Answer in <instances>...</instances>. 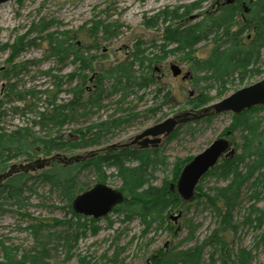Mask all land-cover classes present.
I'll return each mask as SVG.
<instances>
[{
    "label": "rangeland",
    "instance_id": "rangeland-1",
    "mask_svg": "<svg viewBox=\"0 0 264 264\" xmlns=\"http://www.w3.org/2000/svg\"><path fill=\"white\" fill-rule=\"evenodd\" d=\"M213 2L214 0H9L1 3L0 43L9 45L6 46V50L0 51V127L7 132L18 127H28L36 132V135L43 136L60 133L75 144V147L72 145L69 151L64 153L71 156L123 140L174 113L188 110L190 106L186 105V98L199 92L200 89L196 85L201 90L203 88L206 90L205 94L208 96L206 104H211L259 80L263 76L260 72L264 69L263 49L256 61L251 59L248 67L251 71L246 75L240 76L238 72H232L222 79L215 78L210 70L192 69V62L182 60L180 51L170 52L175 43L163 38L164 26L167 23L161 20L164 18L162 13L177 7L181 11L187 4L197 3L199 7L195 12H205ZM235 21V23L233 20L231 22V33L237 30L235 25L239 23L238 14L235 16ZM98 23L102 25L103 30L112 23L117 29L111 35H108V31L105 33L100 31L96 36L91 35L90 28ZM36 24L41 25L36 26ZM37 28L39 31L35 32ZM65 31L73 32L70 36L74 38L67 40L77 43L83 56L90 54L95 56L94 70L86 71L88 79L83 87L87 93L96 90V77L100 74L101 67L112 68L130 54L139 52L144 57L157 60L153 61L151 66L156 65L160 69L155 75L163 92L158 93L157 87L153 84L145 89L132 87L131 92L127 93L121 102L117 100L122 98V90L109 95L105 92L100 95L99 106L90 108L89 113L76 114L73 120L61 126L50 124L39 127L37 121L41 113L52 108L51 95L56 94L58 89L57 96L54 97L56 103L53 104L71 100V89L79 84V75L85 70L81 60L73 62L68 58L59 62L48 50L49 38H62L64 36L62 32ZM249 31L244 30L243 36ZM22 36H24V46L14 60L22 64V69L17 76H5L10 67V63L6 61L11 52L10 45L15 40H20ZM222 41H228V36L223 30L210 31L195 45V56L201 61L211 60L204 61L203 64L211 68L215 67L218 60L211 58L212 49ZM170 63L179 64L183 70H189L192 74L191 80H181L180 76L173 77L169 71ZM133 69L136 76L142 73V66L138 61H135ZM164 72L167 74L165 77L162 76ZM53 75L59 76L57 82ZM91 78L93 80H90ZM103 83L107 89L110 83L108 79ZM7 84L15 85L20 94L7 95ZM166 91H170V95L167 101H163L162 96ZM129 113L134 116L126 123L110 128L96 144L86 140V137H79L74 132L77 128H84L110 118L125 117ZM231 114V112H223L212 114L206 121L201 120L196 123L189 121L192 126L188 130L185 129L187 125L180 124L176 128H179V131L176 133L175 129L161 144L160 156L164 161L154 164L152 183L160 186L166 176L171 177L177 160L201 152L213 140L220 137L222 130L232 121ZM248 115H254L260 120L255 136H259L257 139L263 141L264 105ZM93 131H98V128H94ZM248 136L249 129L238 128L229 136L238 155L246 149L244 143ZM258 144L255 142L253 147ZM38 155L44 156L42 153ZM258 158V155H251L239 162L238 171L246 178L241 181L234 196L232 217L237 223L236 234L229 232L224 235L228 241H232V236L234 237L231 245L234 254L241 248L252 254L246 264H264V154L259 160ZM23 159L11 158L7 161V166ZM42 170L28 172L29 177L24 181L25 184L17 196L15 192L10 194L7 188L0 191V241L14 251L17 248L15 251L17 258L23 257L25 252L31 258L35 256L33 254L37 249V257H41L44 264H77L80 257L90 260V264H145V259L150 253L161 250L165 242H168V248L174 246L173 249H186L196 242L200 244L221 224L220 216L215 209L195 200L168 212L169 214L182 211L176 223L168 219L166 228H153L146 235L142 234L143 226L137 217L124 220L121 214L112 211L98 219L95 223L98 227L95 233L91 223L84 221V235L70 242L71 254H67L64 233L70 227L68 223L76 222L78 219L70 214L67 199L62 195L61 190L51 187L39 177ZM104 170L107 174L104 184L118 188L119 178L111 175L115 169L105 167ZM93 171L85 168L78 173L76 192L78 188L84 191L96 183V174ZM232 177L233 175H229L225 179L217 173H211L201 184L206 192L214 194L217 188L227 186ZM189 221L196 225L194 239L188 238L187 235L186 224ZM40 222L46 225L37 228L35 225ZM72 227H75L74 224ZM34 230L37 233H34ZM48 231L50 238L46 240L44 235ZM42 245L46 248L44 253H42ZM218 249L206 244L202 249L200 264H222ZM212 253L217 255L213 263L210 261ZM114 254L117 259L111 261L109 258ZM3 261L4 254L0 244V262Z\"/></svg>",
    "mask_w": 264,
    "mask_h": 264
},
{
    "label": "trees",
    "instance_id": "trees-1",
    "mask_svg": "<svg viewBox=\"0 0 264 264\" xmlns=\"http://www.w3.org/2000/svg\"><path fill=\"white\" fill-rule=\"evenodd\" d=\"M254 4L257 8L255 12V26L253 29L252 26H250L249 29L252 31L251 38L244 43L242 42L244 37H240V34L247 28L246 25L241 24L239 30H236L235 33L230 32L232 20L234 23L236 22L235 12L232 8L225 7L216 13L206 14V12H195L199 7L195 4L185 5L183 6L184 9L181 11L179 7H177L175 9H167L163 12L164 14L161 12L164 16L161 20L163 23H167L164 26L163 38L168 42L175 43L173 50H170V52L180 51V53H182L181 59L184 61H191L192 69L194 70H210L212 75L217 79H222L232 72H238L240 76L242 74L246 75L251 71V69L248 68L251 59L256 61V58L260 56L261 50H264V0H255ZM192 15L195 16L194 19L198 18L195 22H192L194 20L191 19ZM39 25L36 24V26ZM101 26L102 25L99 23L98 25L92 26L90 28L92 32L91 35L96 36L100 31L104 33L108 31V35H111L117 29L114 23L109 24L108 28L104 30ZM219 30H223V33L228 36V41H222L212 49L211 58H214L213 60H218V63L215 67L211 68L203 64L204 61L211 60L201 61L195 56V45L210 31L217 32ZM34 31H39V28ZM71 34H73V32L65 31L62 32V35H64L62 38L50 37L47 44L48 50L59 62H63L68 58H71L73 62L81 60L83 63L82 67L85 68V70H82L80 73V82L71 89L72 99L67 102L53 104L56 103L54 97L57 96L58 93L57 83H55L57 93L51 95V98H53V103L51 104L52 108L41 113V117L37 121L39 127L42 128L50 124L53 126H56V124L61 126L63 123L73 120L76 114L84 115L85 113H89L90 108L99 106L100 95L105 92L109 95L116 94L117 91L122 90L123 96L117 100V102L123 101L127 93L131 92L132 87L145 89L153 84L157 87L156 91L158 93L163 92L161 89L162 87L159 85L158 78H156L154 66H151L152 62L157 60H153L154 58L151 57H144L142 53L138 51V54H130V56H127L121 63L116 64L112 68H108V66L101 67V72L96 77V90L87 93L83 87L88 79L86 71L88 69L94 70L93 63L95 61V56L91 54L83 56L80 46L74 41H70V39L74 38V36H70ZM68 38L70 39L67 40ZM23 39L24 36H22L20 40H15L14 43L10 45L11 52L6 59V61L10 63V67L6 74H4L5 76H17L22 69V64L14 60L23 49ZM226 43H228V45H226ZM7 45L9 44L0 43V51L6 50ZM162 47H164V45ZM11 58L14 59L11 60ZM135 61H138L142 66V73L138 76L134 74L135 71L133 67ZM145 69L146 71H144ZM254 70H256V68ZM260 74H264V69L261 70ZM53 76L57 82L59 76ZM69 79L73 78L69 77ZM105 79H108V82H110L107 89L103 83ZM196 87L200 89L199 92L197 91L196 95L192 97L187 96L186 98V105H189V109L192 110H198L209 105V103L206 104L208 102V96L205 94L206 90H204V88L201 90L197 85ZM7 90V95L15 96L20 94L13 84H7L6 91ZM169 95L170 91H166L162 96L163 101H167ZM258 108L259 106H254L248 110L242 111L240 114H231L232 121L222 130L220 137L229 139L233 146L229 138L231 133L237 128L240 130L249 129V136L244 143L246 149H244L241 155L235 152L232 157H221L219 162L201 177L195 188L194 196L189 200L190 202L195 200L197 203L215 209L218 216H220L221 224L213 230L212 234L202 240L200 244L196 242L192 247L181 250L173 249L172 247L174 246L165 249L163 246L157 254L153 252L150 253L147 258H149L151 264H200L203 253L202 249L206 244L212 245L213 248H219L218 256L222 264H246L247 259L252 257L250 252H246L242 248L238 250L239 253L237 252L234 254L235 251L231 246L234 242V237L232 236V241H228L224 235L229 232L233 233V235L236 234L235 228H237V223L232 217L234 196H236L238 192L239 184L246 178L238 171L239 162L251 155H258L260 158L264 154V140L262 141L260 138L257 139L259 136H255L261 122L254 115H248V113H252ZM133 116L134 114L129 113L125 117L110 118L97 124L87 125L84 128H77L74 132L79 137H86V140H89L92 144H96L100 141V137L108 132L110 128L116 127L117 124L126 123ZM210 117L211 115L208 114L190 121L196 123L201 120H209ZM191 122H184L181 126L187 125L185 129H191ZM94 128H98V131H93ZM178 131L179 128L176 129L175 132L177 133ZM261 135L262 134H260V136ZM255 142L259 144L253 147ZM72 145L75 147V144L71 143L69 138H64L60 133L43 136L36 135V132L28 127H18L9 132L5 131L3 127H0V173L8 168L10 164L7 166V161L11 158L22 157L24 159L19 162H28L40 157V155H38L40 153L44 154L46 157L54 153L64 154L66 151H69L68 149H70ZM160 154V149H137L135 151L123 149L109 152L108 150H104L99 151L98 154L83 161L74 162L72 164L65 165L63 162L54 161L42 170L39 177L43 181L49 183L51 187L61 190L62 195L67 199V206L69 207L70 214L78 219L76 222L68 223L71 228L69 227L66 233H64L63 239L67 254H71L72 245L70 242L84 235V221L91 223V228L94 233L98 229L95 225L98 219L91 217L87 218L77 214L71 207L73 198L78 193L82 192L81 188H78V192H76V183L78 180V173L82 172L85 168L94 170L93 172H95L97 179L96 183L106 182L107 174L104 170L105 167H113L115 169V172H111V175H115L119 178L120 186L118 189L122 192L124 200L116 205L113 211L121 214L124 220H132L133 217H137L143 226V235H146V233L153 228H166L167 222H169L168 216L172 214H168V212L175 208H181L187 203L181 199L176 190L170 188V184H175L182 167L190 161L193 156L177 160L171 177L167 178L166 176L162 184L158 186L152 183V177L154 164L163 163L164 161V158H162ZM211 173H217L225 179L228 178L229 175H233V177L227 186L217 188L216 193L210 194L203 189L201 183L205 177ZM27 177H29L28 173L24 172L12 175L0 185V191L7 188L10 194L15 192V196H17L18 192L23 188L25 184L24 181ZM178 212L182 211L178 210ZM73 224L75 227H72ZM44 225L46 224L40 222L35 226L41 228L44 227ZM186 227L188 230V238L194 239L196 225L189 221ZM34 233H37L36 230H34ZM49 236L50 232L48 231L44 237L46 240H49ZM55 238L58 239L57 236H55ZM0 244L2 245L4 254V261L0 262V264H44L42 258L37 257V249H35V253L33 254L35 256L31 258L28 257L26 252L23 257L17 258L15 256L17 248H15L14 251V249L6 246L2 241H0ZM45 245H42V253L46 252ZM210 256L211 263L215 262L217 255L212 253ZM109 259L115 261L117 259L116 254ZM77 262V264H90V260L87 261L85 257L78 258Z\"/></svg>",
    "mask_w": 264,
    "mask_h": 264
},
{
    "label": "water",
    "instance_id": "water-1",
    "mask_svg": "<svg viewBox=\"0 0 264 264\" xmlns=\"http://www.w3.org/2000/svg\"><path fill=\"white\" fill-rule=\"evenodd\" d=\"M9 0H0V4ZM194 16H191L193 18ZM155 70L159 67L154 66ZM169 71L173 77L181 75V80L192 77L189 70L183 71L179 64L170 63ZM190 95L192 92L190 91ZM264 105V75L261 79L243 86L217 102L206 105L198 110H183L174 113L165 119L146 127L140 133L129 138L131 142L143 138L140 142L141 148L148 147V142L153 147H157L162 136L170 135L175 128L187 121L197 119L208 114H218L231 112L240 114L246 109L254 106ZM149 137H152L151 139ZM230 141L225 137H217L205 149L195 154L181 169L175 184L171 183L170 188L176 190L183 201H189L194 196L195 188L201 177L214 167L221 157H232L235 153L234 147L229 146ZM123 142H115L97 149L84 151L80 154L67 156L62 153H54L48 157L40 156L28 162H13L8 168L0 173V184L2 181L20 172L28 173L30 171L41 170L48 167L52 162H63L72 164L83 161L89 157L98 154L99 151L124 146ZM124 200L122 192L118 188H113L104 183H96L92 187L78 193L71 202L72 210L85 217L99 219L109 214L113 208ZM181 213L169 214L168 218L176 223ZM167 242L164 243L166 247ZM146 264H151L149 258Z\"/></svg>",
    "mask_w": 264,
    "mask_h": 264
},
{
    "label": "flooded vegetation",
    "instance_id": "flooded-vegetation-1",
    "mask_svg": "<svg viewBox=\"0 0 264 264\" xmlns=\"http://www.w3.org/2000/svg\"><path fill=\"white\" fill-rule=\"evenodd\" d=\"M254 2H255V0H214L213 4L205 12H206V14L207 13L208 14L209 13H216V12L222 10L225 7H230L235 12V16L238 14V21H239V23L235 25V27L237 28V30H239V27L241 26V24H243V25H246L247 26V28L245 29V31H249L250 30L249 29L250 26H252V29L255 26V12H256L257 8L255 7ZM187 5H191V4H187ZM195 5L198 6V3L195 4ZM192 16H194V15H192ZM194 18H195V16L193 18H191V19H194ZM196 19H198V18H196ZM196 19H194V20H196ZM251 35H252V31H249L245 36H243V33H241L240 34V37L241 36L244 37V39L242 40V42L244 43L247 40H249L251 38ZM159 71H160V69H159ZM166 75H167L166 72H164L162 74L163 77H165ZM191 78L190 79H187V80H191ZM90 80H93V79L91 78ZM146 127H148V126H146ZM145 128H143L142 130H144ZM140 132H138V133H140ZM138 133H136V134H138ZM136 134L130 135V136H128L127 138H125L123 140L116 141V142H123L125 144H124V146H116L115 148L108 149V152L109 151H119V150H123V149L129 150V151H135L137 149H150V150L151 149H160L161 144L169 136V135L166 136V137L165 136H162L161 137V141H160V143L158 144L157 147L151 146V144L148 142V147L141 148L140 142L142 141L143 138L142 139L139 138V139H137L134 142H131V140H129L130 137L135 136ZM149 138L151 139L152 137H149ZM227 140L229 141V139H227ZM113 143H115V142H113ZM109 144H112V143H108V145ZM229 146L230 147H233L231 145V143H229ZM6 180L2 181V183L0 185H2ZM186 202L188 203L190 201H186ZM172 214H177V213H172ZM167 247H168V244L166 245L165 249H167ZM157 253H158V250H156L154 254H157ZM146 259H148V258H146ZM146 259H145V264H146Z\"/></svg>",
    "mask_w": 264,
    "mask_h": 264
}]
</instances>
